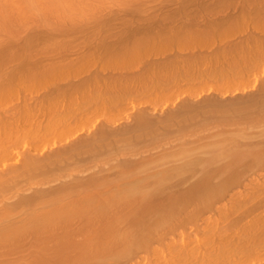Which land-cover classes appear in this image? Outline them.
I'll use <instances>...</instances> for the list:
<instances>
[{
	"label": "bare ground",
	"instance_id": "obj_1",
	"mask_svg": "<svg viewBox=\"0 0 264 264\" xmlns=\"http://www.w3.org/2000/svg\"><path fill=\"white\" fill-rule=\"evenodd\" d=\"M137 1L0 0V29L4 31L7 37L5 30L8 32L9 25L14 24V22H19V25L21 20L26 21L27 18H24L28 16L34 18L35 12L34 16L39 17L40 23H47V20L50 21V16V18L54 16L63 19L73 26H76L79 22H84L88 17H93V20L98 22L100 19H97L96 15L94 16L93 14L94 12L90 11V4H98L100 6L104 3L107 5V3L114 2L113 4L116 3L115 6L117 4L131 6L132 3L136 6L138 2L142 3V0ZM149 1L153 2V0H144L142 4L145 5ZM162 1H165L166 4L177 5L176 8L181 6L182 9H180L181 11L173 12L174 10L176 11L175 8L169 11L170 14L168 16L162 14V18L161 16L158 19L156 17L159 21L155 18L152 19L153 17L151 19H148L149 17L145 20L142 19L138 21L141 22L139 25L127 29L124 35L100 37L99 41L94 43L95 46L91 53L93 56L90 57V66H88L90 68H82L77 65L85 54H75L73 58L63 55L59 59H54V55L58 54L57 48L60 46L58 42H55V39L52 40L55 35H49L47 38L45 36L40 41H36V44H39V53L37 54L43 56L42 61L38 60L40 59L39 57L38 59L34 57L36 55L32 54L33 52H31L30 48H28L30 51H27L31 53H26V51V54H22L24 52L21 50L24 51L27 46L30 47L32 45V42L27 43L28 39L26 41L27 46L22 44L19 46L21 50L20 48L18 49L21 53L16 52V48L14 49L16 53L13 52L15 55L11 56L9 54H12L11 49L15 48L12 47L14 41L12 42L10 39H8L9 42L6 41L7 43L1 41L5 44L0 43V70L7 67L0 72V264H117L121 261L122 264L126 262L127 256H129L126 259L127 264H131L129 263L130 261L132 264H138L139 262L145 264L146 262L142 260L147 261V259L148 263L153 264L154 261L157 263L158 258L162 260H159L160 262L157 264H180L176 263L177 258H179L177 255L184 259L183 264H264L263 246L256 244L258 241H264V216L261 217L260 214H257L255 219L251 218L248 223L245 222L241 225L237 223L236 219L235 222L230 220L227 223L228 225L225 224L227 226V228L225 227L226 230L219 229L221 225H218L220 226H217L218 228L215 225L216 229L212 228L215 231L210 230V232L214 233L211 232L212 234H209L208 232L209 238L206 237V239L209 240L204 239L205 237L202 238L203 240H197H200L201 244L199 242V244L195 243L194 239V243L191 242L192 240H190V244H188L189 242H182L188 237L185 236L186 232L184 230L182 234L184 238L182 239L181 237L182 244L180 242L182 225L179 226L181 230L178 229L180 235L176 233L177 231L175 232L179 238L175 233H172V236L177 238L174 241L172 240L174 237L171 236L172 238L170 239V237L165 236L167 232L162 231V233L160 232L161 236L155 238V242H153V236L151 235L156 234L158 229L151 223V212L164 209L170 203L179 204L194 198L193 194L200 188V181L203 184L204 182H211L210 179H214V177L216 178L219 175L214 170L207 172L205 170L203 176L197 179L198 172H194L196 168L204 167V169H210L216 164L217 157L219 160L222 157L223 161L218 162V160L217 162L220 165L219 168L222 169L221 165L225 166L227 175L225 176L228 177V174L231 173V166L235 164L233 162H238L235 165H240L242 163L239 162H245L247 155L253 157L251 156L252 154H258L255 156L258 157V160L260 159L259 153L254 152V149L244 147V150H242L241 146V148H238L239 145L235 142H237L238 137L242 138L240 134L242 130L240 131V128L239 130L236 128L240 126L234 128L239 131V134L235 132L236 135L232 139H230L232 133L229 132V138L228 136H226L227 138H220L221 140L216 144L214 143L216 140H206L215 144V148L213 146L212 148L209 143L204 146L203 142H200L208 139L207 136H205L207 137L205 139L200 136L199 138L197 136L199 132H195L196 129L195 131L194 129L193 131L191 130L192 126L190 125H192L194 120L190 119L192 122L188 124V122H184L186 120H184V117L187 118L200 113L204 114L209 106L211 109L215 106L217 110L225 108L222 107L224 105H218L219 101H215L216 99L208 98L210 92L204 89V85L208 83L209 85L207 84V86L210 87V85H213L212 82L217 84L219 81H222L225 85L226 82L231 81L234 77L228 76L227 71L233 67L234 60L244 62V54L242 52L248 49L264 51V35L226 37L223 42L217 45V48L208 51H206L208 46L201 44L187 52L175 49L141 55L142 51L140 49H148L151 47L149 46L150 43L155 44L156 40L154 39H159L158 34L160 33L171 32L181 35L183 32L179 31L183 30L186 33L187 27L190 26L196 27L202 32L210 31L213 27L226 21L227 18L235 17L237 13L241 12V9L232 7L233 9H231L234 12L227 13L223 17L224 19L219 22H195L188 21L186 18H196V15L205 9L207 5L218 2H224L225 5H229L240 3V0H161V2L158 0L160 5H162ZM188 9L190 10L188 11ZM136 10L138 11L137 7ZM31 18L28 19L31 20ZM167 18L171 20L169 24H159L163 20H168ZM176 18L187 20L186 25L180 20H175ZM35 20H28V22L37 25L38 19L36 20L37 23L33 22ZM62 21H58V24L54 23V26L58 28V25L61 24L59 22ZM150 21L153 24L156 21L158 25L155 24L153 26ZM28 22L26 21V23ZM45 25L47 26L46 28H49V25ZM97 25H101L100 22ZM14 26H11V29ZM22 26L18 28L20 31L22 29L25 31L28 27L26 24V28L24 26L22 28ZM13 30H11V35L15 37L13 33H18V30ZM54 31L56 32V30ZM85 31L87 30L85 29ZM2 32L1 34H3ZM98 32H101L100 29ZM151 32H154V34H151ZM187 34L190 36L195 35L194 32ZM32 36L35 37L31 34L30 41L34 40ZM50 36L53 38L49 39ZM6 37L3 38L7 39ZM0 39L2 38L0 37ZM24 41L25 39H23ZM36 44L33 45L32 50ZM134 57L138 58L136 63H128ZM178 69L183 72L182 76L177 75L178 83L175 82L168 88L173 90L170 94L171 99L176 94L180 96L178 103L173 105H171V102L166 103L168 110L163 112L164 114L166 113V116L163 119L161 117L159 119V115H157L159 109L148 101L151 94L147 96L142 94L149 87L167 83L168 79H165ZM173 77L176 78V76ZM261 77H258V80ZM209 80L212 82L210 83ZM260 83L261 88H259L260 93L258 96L259 99H264V80ZM183 86H187V88L184 90L180 89ZM246 87L248 85H236L231 89L222 91L221 95H224V92H228L222 99L230 95L231 99L233 95L243 92ZM176 91H184L185 93H177ZM204 95L208 98V104L198 106L199 104H196L198 101L196 102L197 99L194 98L204 97ZM110 97H112L110 105L105 108L100 107L101 101ZM144 97L145 100H142ZM205 97L203 98L204 101ZM154 98L157 99L158 96L155 95ZM243 98L246 99L247 96ZM209 99L212 101L214 99L213 103L217 105L212 104ZM222 99L220 100L222 101ZM84 100L91 102V105L85 108ZM237 103L239 105L242 104V102ZM237 103H235V106ZM235 106L228 105L227 108L233 107L234 109ZM251 108L254 107L252 106ZM102 109L106 110L107 119L99 122L96 112ZM256 112L258 111L256 110ZM256 112L255 114H257ZM247 115L243 117L252 116L249 114L250 116L247 117ZM125 118L127 121H125ZM220 118L224 119L225 116ZM252 118L254 117L252 116ZM232 119L230 117L228 122H231ZM239 120L241 121V119ZM174 125L175 127L172 130L171 127ZM194 125L197 124H193V128ZM242 126L244 125L241 123ZM230 128L231 126L228 128L229 131L231 130ZM256 132L254 130V133ZM263 132L261 133L263 134ZM192 134L198 137L196 138L199 140L197 143H201L203 146L197 143L194 146V142L197 141L195 139L196 136H194V142L192 141L193 138L190 139V144L186 142L190 136H193ZM253 136L255 137V135ZM253 136L249 138L253 139ZM209 138L211 139L210 136ZM226 139H229L227 141H231V143L224 144ZM245 140H248V138ZM175 142L180 143L176 144ZM172 143L176 144V146ZM186 143L189 145H185ZM191 144L192 146H190ZM243 144L245 143L243 142ZM165 145L168 147H165ZM201 147L203 149L204 147H210L209 149L215 150L216 159L214 157V160H212L214 154L212 155L211 153L210 155L212 156L210 158H205L206 161L210 162H202L203 160H198L201 162H197L194 155L191 157V154H195L193 152L199 149L201 152L203 150H201ZM230 150L231 153H228ZM206 151L208 153V150ZM205 152L200 154L205 155ZM233 152L234 154H232ZM235 152L238 155L233 158ZM208 154L206 155L208 156ZM226 155H230L232 158L224 157ZM204 157L202 158L204 159ZM223 157L224 159L228 158L226 162H224ZM261 158L263 159L264 156H261ZM228 167H230V171H227ZM234 167L232 166V168ZM219 168L218 170H220ZM225 168L222 170L225 171ZM180 172H183L184 175L187 174L189 177L187 178L186 175L187 179L183 181L184 183L188 181L187 188L182 187L186 186L183 182L181 185L177 184V189L175 188L178 193L182 189H186L182 199L181 195L180 199H178L181 193L178 194L175 190H173L174 193L172 194L168 193L171 197H164L162 193L165 184H168L169 178L175 177ZM159 173H163L162 177H159ZM195 173L197 176H195ZM224 174L223 176L220 174L223 179H225ZM173 178L171 179V184L175 180ZM179 180L181 181L182 178H179ZM261 201L264 204V200ZM256 205L258 206H255L256 208L254 207L253 211L261 207L259 202ZM198 217H196L197 221H202V223L207 219H202L201 216V218ZM189 218H187L186 222L188 220L191 222V218L192 221L197 222L193 216ZM150 238L152 239L151 241ZM166 238L168 239L166 240ZM151 242L153 243L152 246L154 243L160 244L161 250L164 249L163 252L159 250L157 245L153 246L154 248L152 246L149 247ZM175 242L176 245L174 244ZM161 243L166 246H162ZM167 243L169 244L167 245ZM184 244L186 248L189 246L188 249L183 246ZM240 244H247L248 247L242 250H240L241 248L238 249L240 252H237L238 250L236 252L239 253V256L235 257V259L231 261L224 260L226 262L214 261L220 256L234 252ZM170 245L173 246V251ZM177 245L180 248L182 246L178 250L180 249L185 253L184 257L182 252L181 255L175 248ZM190 245L195 247L200 245L199 248H201L197 249L194 246L190 247ZM138 246L141 248L139 249ZM164 247H168L167 250ZM149 248L152 251L150 252L151 255L158 253L156 260H154L156 257L154 255L156 254L150 260ZM140 254H143V256H140ZM121 255L123 256L121 257ZM145 255L146 258H149L145 259ZM137 256L139 260L136 258ZM130 257L136 258L137 262L134 258L131 260ZM128 260L130 261L128 262Z\"/></svg>",
	"mask_w": 264,
	"mask_h": 264
},
{
	"label": "rangeland",
	"instance_id": "obj_2",
	"mask_svg": "<svg viewBox=\"0 0 264 264\" xmlns=\"http://www.w3.org/2000/svg\"><path fill=\"white\" fill-rule=\"evenodd\" d=\"M159 1L161 2V0H159ZM203 1H205V0H203ZM143 2H144V0H142V3ZM156 2H158V0L157 1L153 0V2H150L149 1V3L148 2L146 3L148 5H146V4L144 5L141 2H138L139 4L137 3L136 6L133 3H132L133 5L131 4V6L130 5L129 6H126V5H123V4H121V5L120 4H117L116 5L117 8L115 6L116 3L113 4L114 2L113 3H107V5H106V3H104L106 5V7H105L104 4L103 5H100V6L98 4H90V6L88 5L89 8H90V11H93L94 12L93 13L94 16L96 15L95 17H97V19H100V21L95 22L93 20V17L92 18L91 17H88L89 20L86 19L84 22L83 21L82 22H79V23L76 24V26H73L70 23L65 22L63 19H60V18L54 17V16H52V18H50L51 17L50 16L49 17L50 21L47 20V23H42V22L40 23L39 17H37V16L35 17L34 16L35 13H36L35 12L34 15H33L34 18H31V16H28V17H25L24 19L27 18L26 19L27 22H28V20L29 21H32V19H34V20L35 19L36 20L38 19V24L37 25H35V23H32V22L26 23L25 20L24 21L21 20V22H20L21 25L20 24L18 25L19 22H14V24L9 25L10 27L8 26V29H7L8 32L5 30V32L7 34V37L4 34V31L2 30L3 31L2 32L1 29H0V37L2 38V39H0V43H2L3 41L5 43H7V42H9L8 39H10V41H12V42L14 41L12 47H15V48H13V50L17 48V51L16 50L13 51L11 49V51H12L11 53L12 54H9L11 56V55H15V54H13V52L14 53L20 52L21 48L19 46H21V44L22 45H26V41L28 39L29 42L27 41V43L32 42L31 43L32 45L30 47H28L26 45L27 46V47L25 46L26 49L22 48V49H24V51L21 50L22 52H24L22 54H26V53H28L31 50V52H33L32 54L36 55L34 57L36 59H38V57H39L40 59H38V60H41L42 61L43 60V56L41 54H37V53H39V44H36V43L38 41H40L42 37H45L46 36V38H47L49 35H55L54 38L51 37V36H50L51 38L49 37V39H52V38H53L52 40L55 39L56 40L55 42H58V44L60 45L57 48L58 49V54L57 55H54V59H59L63 55L64 56H67L69 58H73L75 56V54H85V56L83 55L84 57L82 58V60L79 63H77V65L80 66V67H82V68H87L88 66H90V59H91L90 57L93 56V54H91V53H92L93 47L95 46L94 43L97 42V41H99V38L100 37H103V36H111V35H124L125 32L127 31V29H129L131 27H135V26L139 25V23H141V22H138V21H140L142 19L145 20L148 17H149L148 19H151L152 17H153L152 19H154V18L156 19V17L158 19V18H160V16L162 14L164 16H165V14H166V16H168V14H170L169 11L170 10L172 11L177 6V5H172V4L170 5V4L167 3L169 5L168 6L165 3V1H162V5H160L159 2L158 3H156ZM163 4H166V5H163ZM110 5H112V6H110ZM108 6H110V7H108ZM136 7L138 8V11L136 10ZM232 7H235L237 9H241V12L240 13H237L235 15V17L227 18L226 21L220 23L218 26L213 27V29H211L210 31L202 32L198 28L191 27L190 26V27H187L186 33H185V31L180 30L179 32H183L181 35L173 34L171 32L160 33V34H158L159 35V39H154V40H156V43L155 44H151L150 43L149 46H151V47H149L148 49L141 48L140 50L142 52L140 54L142 55L144 53H156V52L167 51V50H175V49L176 50H179V51H182V52H187V51H190L194 47H196L198 45H201V44L207 45L208 48L206 49V51H208L210 49L217 48V45L220 44L221 42H223V40L226 37H230V36H246V35H250V36H253V35H258V36L264 35V0H240V3H232V4H229V5H225L224 2H218V3L212 4V5H207L205 7V9H203L202 11L199 12V14L196 15V18H191V19L186 18V19L188 21H195V22H199V21L219 22V21H221V20L224 19L223 17L225 15H227V13H229V12L230 13H233L234 12V10H232L233 9ZM142 8H143V10H142ZM147 8H149V10H147ZM151 8H152V10H151ZM118 9H120V10H118ZM180 9H182L181 6L180 7H177L176 8V11L174 10L173 12L181 11ZM189 10L190 9H188V11ZM173 12H171V13H173ZM99 16H100V18H98ZM28 18H31V20L28 19ZM55 18H57V19H55ZM107 18H109V19H107ZM161 18H162V16H161ZM112 19H113V22H112ZM36 20L33 21V22H36L37 23ZM175 20H180L185 25H186V22H187V20H185L184 18H182V19H177L176 18ZM58 21H62V22H59L61 24L58 25V28H57V27L54 26V23L55 24H58ZM157 21H159V20H157ZM170 21H171L170 19L163 20V21L159 22V24H163V25L164 24H169ZM99 22H100L101 25H97V23L99 24ZM88 23H89V25H87ZM103 23H104V25H103ZM143 23H145V22H143ZM154 23L157 24L158 22L156 23V21H155ZM16 24H17V27L15 28ZM22 24H23L24 28H26L27 25H28V27L26 28L27 30L25 29V31H24V29H22L23 31L21 30L22 31L21 32L18 28L20 26H22ZM25 24H26V26H25ZM45 24L49 25L48 26L49 28H46L47 26ZM150 24H152L153 26L155 25V24H153L152 21H150ZM13 25H15V26L12 27V29H11V26H13ZM33 25H34V27H33ZM61 25H62L63 28L61 27ZM23 26H22V28H23ZM29 27H31V28H29ZM28 28H29V31H28ZM13 29H17L18 30V33H15V32L13 33V35H15L16 38L11 35L12 34L11 30H13ZM31 29H33V30H31ZM46 29H48L50 31V33ZM76 29H77L78 32L76 31ZM85 29L87 31H85ZM99 29H100L101 32H98ZM17 30H15V31H17ZM37 30H39L40 32L37 31ZM54 30H56V32ZM60 30H62L63 32L60 31ZM27 31H28V33H27ZM44 31H45V33H43ZM1 32L3 34H1ZM30 32H31L32 35L35 36V37L32 36V39L34 38V40H32V41H30L31 40V34H30ZM36 32H38V34H36ZM193 32L195 33V35H193V36H190V35L187 34V33H193ZM8 34H9V36H8ZM21 34H22V36H21ZM151 34H154V32H151ZM2 35H4V36H2ZM40 35H42V36H40ZM23 36H24V38H23ZM3 37H6L7 39H5ZM9 37H11L12 39L9 38ZM17 38H18V40H17ZM23 39H25L24 42H23ZM15 40L18 41V42L16 43ZM91 42H93V43L91 44ZM5 43H2V44H5ZM35 44H36V46H34V49L32 50L33 45H35ZM18 48H20V50ZM28 48H30V50ZM27 50H29V51H27ZM31 52H29V53H31ZM242 53L244 54L243 55L244 57L242 56L244 62H238V61L234 60L235 63L233 64V67H231L230 70L227 71V73L229 75L226 73V71L223 70L228 76L231 75V77H234L231 81H229L228 83L226 82L225 85L222 83V81H219V83H217V84L211 81L213 83V85H210V87L207 86L208 83L204 85L205 86L204 89H207V92H210V94H209L210 97L208 96V98H211V99L214 98V99H216L215 101H219V103H221V104L218 103V105H220V106L224 105L222 107H225V108H223V109L222 108H219L217 110V107L215 108V106H214L215 109L214 108L211 109V107L209 106L207 108V112H204V114H201V113L200 114H196V115L194 114V115H191V116L187 117L188 119L186 117H184V120L186 119L184 122L185 123L188 122V124H190L192 122L191 120H194L193 123H192V125H190V126H192L191 127L192 129L191 130L193 131V129H194V131H195V129H196L195 132H199V134L197 133L198 134L197 135L198 137L200 136L203 139H205V138L208 137V139H205V140L202 139L203 141H200V142H203V145L204 146L205 145L207 146V143H209L208 141H210V140H212V141L216 140L214 142L216 144L217 142H219L221 140L220 138H224V137L227 138L226 136H228V138L231 136L230 139H232L233 136L236 135L235 132H237V134H239L238 133L239 132L238 130L240 128V131L242 130L241 133H240L242 135L241 136L242 138L238 137V140H236L237 142H235V143H237L239 145V146L237 145L238 148H241L242 147L243 148L242 150H244V147H249L251 149H254L255 150L254 152L259 153L260 159L258 160V157L255 156V155H258V154H255L254 153L255 155H253V154L251 155V156L254 157L255 161H254L253 157H249V155L246 154L248 157H246V155H245V157H246L245 158V162L244 161L239 162V163H242L240 165L239 164L238 165H235L238 162H233V163H235L234 164L235 167H234V165H232L234 168H232V166H231V171H230V167H228L227 171H230L231 173H229L228 174V177H226L227 175H226V168H225V166L223 165L224 168H225V171H223L224 168H223L222 165H221V167H222L223 170L221 168H219L220 165H219L218 162L223 161L222 160V157L219 160V158L216 156L217 155L216 154V151L212 149L215 146V144L212 141L209 143L210 145L208 144L210 147L213 146L211 149H209L210 147L209 148L204 147V149H205L204 150L201 147V150L203 149L202 150L203 152H205L206 150H208V153H209V151H210L209 154L206 153L207 151L205 152L206 154H208V156L206 154L205 155L200 154V153H203L202 151L201 152L199 151L200 149L197 150L196 152H193L195 154H191V157L194 155L195 160H197V162H201V161H198V160H203L202 162H210V161H206L205 158H207V157L210 158L213 154H214V156H212V160H214V157H215V159L217 157L216 164L212 166L213 168L211 167L212 170H211V168L210 169L209 168L204 169V167H200V168L198 167L199 169L196 168V170H194V172L195 171L198 172L197 173L198 176L195 173L196 174L195 176L198 177L197 179H200L203 176L205 170H206V172L207 171H213L214 170V172L219 173V175L221 174L222 176L225 173L224 174L225 179H223V177L221 175H220L221 177L219 175H217L216 178L214 177V179L213 178L210 179L211 182L210 181L207 182V183L204 182V184H203V182L200 181L199 182L200 188H199V190L196 193L193 194L194 198H192V199H190L188 201H185L183 203H179V204L178 203H175V202L174 203H170L164 209L162 208V209L155 210V211L151 212V216H152V217L150 216V218L152 219L151 223L158 229V231H157L156 234H152L151 235V236H153V242H155V238L161 236L160 234L162 233V231L167 232V234H165V236L166 237H170V239H171L172 237H174V236H172V233H175L176 231H177L176 233H178L179 232L178 229L181 230V227H183V229L180 231V233H181L180 242L182 241L181 240V237H182V239L184 238V236L182 235L183 234V230H184L186 233L187 232H189V233H187V234L185 233V236H188V237H186L187 239L186 240L184 239V241H182V242H189L188 244H190V240H192L191 242L194 243L193 242V239H194L195 243L199 244L200 243L199 242L200 240L199 241H197V240L198 239H202L204 237H205L204 239H206V237H208V232L210 234L212 232V231L210 232V230H213L214 228L216 229V227L218 225H221V228H219V229L226 230L225 227L227 228V226H225V224L228 225L227 223L230 220H231V222H233L232 220H234V222H235V219H236V221H238L237 223H239V225H241V224H243L245 222L248 223V220L251 219V218L255 219V217H256L257 214H260L261 217L264 216V204L262 203L263 201H261V200H264V158L263 159L261 158V156H264V153H263L264 152L263 151V149H264V144H263L264 143V132H263L264 131V126H263L264 125V113H263L264 112L263 111L264 110V107H263L264 106V104H263L264 101L263 100L264 99L262 97H260L262 99H259V96H258L259 93H260V89L259 88H261V85H260L261 83L260 82H262L264 80L263 79L264 78V51H261L259 49H248V50L243 51ZM137 60H138V58L134 57L128 63L134 64V63H136ZM6 67L4 69H6ZM88 68H90V67H88ZM4 69L0 70V72L1 71H4ZM182 74H183V72L180 69H178L175 73L170 74V76H168L165 79V80L168 79V82L167 83H164V84H161V85H154L152 87H149V88H147L145 90L146 92H144L142 94V95H146V96L149 95V94H151V97L148 98L149 103H151L152 105H156V107L159 109V112H157L158 113L157 115H159V117L158 116H155V117H158L159 119H160V117H161V119L165 118L166 113L164 114L163 112L168 110L167 109L168 106H166V103H170L171 102L172 103L171 105L178 103V99H179L180 96H178V94H176V96L173 99H171L170 94H171V91H173V90H170L168 88L170 86H172L175 82H177L178 76H182ZM258 75H260V76L263 77V78L261 77L262 78L261 81H260L261 78H259V80H258V77H260ZM173 76H176V78L173 77ZM245 76H246V78H245ZM256 79H257V81H256ZM209 82H210V80H209ZM181 85H183V84H181ZM236 85H248V87H246L247 90L244 89L245 91L243 90V92H241L239 94L233 95L231 97V99H230V96L231 95L230 96H227V97L225 96V98L222 99L223 96L226 95V93H228V92H226V93L224 92L223 93L224 95H221L222 94V91H225L227 89H231L232 87H234ZM211 87H212V89H211ZM186 88H187V86H183L182 88L180 87V89H182V90H184ZM191 90L193 91V89H191ZM220 91H221V93H220ZM180 92H183V94L185 93L184 91H179L177 93H180ZM242 93H244V94H242ZM155 95L158 96L157 99L154 98ZM205 96L206 95H204V97ZM246 96H247L246 99L243 98V97H246ZM204 97L201 96V97H195L194 98V99H197L196 102L197 101L198 102L196 104L197 105L199 104L198 106H200V105L202 106L204 104L205 105L208 104L207 103V99H208L207 96L205 97V101L203 99ZM241 97H242V99H241ZM219 98L222 99V101ZM232 98H233V100H232ZM252 98H253V100H251ZM211 99H209V100H211ZM214 99H213V101H214ZM228 99H230V100H228ZM111 100H112V97L106 98V99L102 100L101 101V104H100L101 105L100 107H104V108L107 107L108 105H110V101ZM142 100H145V97L142 98ZM246 100H248V101H246ZM257 100H258V103H257ZM213 101H212V104H216V103H213ZM249 101H251V102H249ZM237 102H239V103L242 102V104H240L241 106ZM245 102H246L247 105L245 104ZM84 103L86 105L85 108L88 107L89 105H91V102H88L87 100H84ZM235 103H237L236 106H235ZM228 105H231V106L234 105L235 106V108H234L235 110L233 109V107L227 108ZM254 105H256V106H254ZM252 106L255 109L254 108H251ZM243 107H245V108H243ZM248 107H249V109H247ZM103 109L96 112L97 113V119L100 120L99 122H102L103 119H107V115H105L106 110H103ZM213 110L214 111L217 110V111L214 112ZM256 110L258 112H256ZM234 111H236V112H234ZM217 112H218V114H217ZM241 112L244 113V114H242ZM255 112L257 114L261 113L263 116L261 114L257 115V114H255ZM207 113H209V114L207 115ZM245 113H247L248 115L245 114ZM249 114L252 115L254 118H252V116H250ZM162 115H164V116H162ZM209 115H210V118H209ZM229 115H230L231 119L235 117L234 119L231 120V122H228V121H230L229 120L230 117H228ZM240 115H242V117H240ZM245 115H247V117L248 116H250V117L244 118V117H246ZM219 116L220 117L225 116V118L223 119V118H220ZM237 117L238 118L240 117L239 119H241V121ZM126 118H125V121H127ZM227 118H229V119H227ZM197 120H199V121H197ZM249 121L253 125H251ZM224 122H225V124H224ZM205 123H206V126H205ZM241 123L244 126L241 127ZM193 124H197V125H194V128H193ZM230 126H231V128H230L231 130L229 131L228 128ZM237 126H240V127L236 128L238 130L234 129ZM258 126H259V128H258ZM173 127H175V125L171 127L172 130H173ZM206 127L209 128V129H211V130H209V129L207 130ZM210 127H212V128H210ZM214 127H217V128H214ZM221 127H222V129H221ZM223 128H224V130H223ZM261 128H263V129L261 130ZM219 129L221 130V132H220ZM244 129H245V131H244ZM216 130H217V132H216ZM254 130L257 131V132L254 133ZM250 131H252V132L249 133ZM258 131H260V132H258ZM223 132H224V134H223ZM229 132L232 133V135H230ZM243 132H246V133H243ZM261 132H263V134ZM221 134H222V136H221ZM250 134L252 136L255 135V137L253 136V139H250V138H252V136ZM208 135L211 137V139L209 138ZM212 135L213 136L215 135L216 137L214 136V138H213ZM172 136H176V135H172ZM194 136H196V135L194 134L193 136H190L189 137V140L187 139L186 142L189 143L190 139H192V138H193L192 141L194 142L195 139L198 138L196 136L195 139H194ZM205 136H207V137H205ZM257 136H258V139H257ZM260 136H261L262 139L260 138ZM247 138H248V140H245ZM171 139H173V138H171ZM217 139H219V140L217 141ZM243 139H244V141H243ZM206 140H208V141H206ZM227 140H229V139H226V141H224L225 142L224 144H226V143L227 144H230L231 143V141H227ZM198 141L199 140L195 141L194 142L195 145L194 144L193 145L196 146V143ZM242 141L245 144H243ZM241 142H242V144H241ZM178 143H180V142H177L176 144H178ZM211 143H213V144H211ZM172 144L176 146V144H174V143H172ZM189 144L186 143L185 145H189ZM197 144L202 145L201 143H197ZM244 145H246V146H244ZM190 146H192V144ZM165 147H168V146L165 145ZM256 147H258V148H256ZM246 149L249 150L248 148H246ZM260 149H262V150L260 151ZM198 152H200V153H198ZM260 152H261L262 155L260 154ZM196 153L198 154V156H196L197 155ZM211 153H212V155H210ZM228 153H231V150ZM236 153L237 152H235V155L233 156V158L238 155V153L237 154ZM232 154H234V152ZM232 154H231V156H232ZM204 156H206V157H204ZM231 156L230 155H228V156L226 155L224 157H229L230 158ZM196 157H199L200 159L199 158H196ZM202 157H204L205 161H204V159ZM224 157H223V159H224ZM227 159L228 158H225L224 159L225 160L224 162H226ZM243 159H244V157H243ZM209 160H211V159H209ZM212 160H211V162H212ZM262 160H263V162H262ZM217 163H218V165H217ZM220 164H223V163H220ZM218 168L220 170H218ZM220 171H222L224 173L222 174V172H220ZM180 173H177L178 175H175V177L173 176L174 178L172 177L173 179H175L174 181L172 180L173 181L172 184H171V179L172 178H169L170 181H168V179H167L168 184H165L164 189H163V193H162L164 195V197L165 196H166V198L169 197L170 194L174 193L173 190H175V188L177 189V184H180L181 185V184L184 183L183 181H186V179L189 178L187 174H186L187 175V178H186V175H184L183 172H180ZM159 174H158V176H159ZM162 174L163 173H161L159 177H162ZM183 176L185 177V179H184ZM179 178H182V180L180 181ZM221 178H222V180H221ZM251 179H253V180H251ZM184 184H186V186L184 185L182 187H184V188L186 187L187 188V186H188L189 183L187 181V183H184ZM174 185H176V186H174ZM166 189H168V190H166ZM185 190L182 189V191L179 192L181 194H179L175 190V192L179 194L178 199H180V195H181V199H182V196H183V193L185 192ZM168 193H170V194H168ZM166 194H168V195H166ZM176 196H178V195H176ZM161 197H163V196H161ZM258 202H259V204H260L261 207H259L257 210H254L253 211L252 209L255 206H258V205H256ZM181 206H184V207H181ZM190 216L191 217L193 216L194 219H196V217H198V216L199 217L201 216L202 219H206V218L207 219L204 222L205 224L202 223V221H197V219H196L197 222H195L194 220L192 221V218H191V222H189V220H188V222H186L187 221V218H189ZM184 219H185V221H184ZM202 224H204V225H202ZM180 225H182V226L179 228ZM215 225H216V227H215ZM218 227H220V226H218ZM213 231H215V230H213ZM228 232H230V231H228ZM176 233H175V235L177 236ZM212 233H214V232H212ZM178 235H180V234L178 233ZM167 239L168 238H166V240ZM174 239H177V238L174 237L172 240L174 241ZM243 239H245V238H243ZM151 240L152 239L150 238V241ZM206 240H209V239H206ZM175 241L178 243L177 240H175ZM176 242L174 243L175 245H176ZM157 243H160V242H157ZM164 243H165V241H164ZM152 244L153 243L151 242V245H149V247H151ZM168 244L169 243H167V245ZM174 244H173V246H175ZM197 244H196V246H197ZM256 244L263 246L262 249L264 251V241H258ZM155 245H157V244L154 243L153 246L155 247ZM163 245H165V244H162V246ZM191 245H190V247H193L195 244L193 246H191ZM157 246L159 247V250H161V248H160L161 245L159 244ZM173 246H171V250L172 251H173V249H172ZM183 246H185V244ZM199 246L200 245H198V247H195V246L194 247L197 248V249H200L201 247L199 248ZM188 247L186 248V246H185L186 249H188ZM246 247H248L247 244H240L239 246H237V248L235 249L234 252L227 253L224 256H220L217 259H215L214 261H216V262L217 261H224V260L231 261V260L235 259V257L239 256V253H237V252H240V250H242L243 248H246ZM138 248L140 249L141 247L138 246ZM138 248H137V250H138ZM167 248H165V250H167ZM175 248H177V251H179V253L181 254L182 251L180 249L182 248V246L180 248L179 245H177V247H175ZM178 248H180V249L178 250ZM149 249L150 250H149L148 254L150 256V260H151V257H154V256H156L155 259H154V260H156V258L158 257L157 256L158 253H154L156 255H154V254L151 255V253H150V252H152L151 251V248H149ZM238 249H240V250H238ZM163 250H161V251L163 252ZM182 250L184 251V249H182ZM138 251H140V250H138ZM135 254H136V252H135ZM177 254H178V252H177ZM182 254H183V257H184V254L185 253L182 252ZM159 255H160V252H159ZM173 255H176V254H173ZM122 256L123 255H121V257ZM132 256H136V255H132ZM138 256L136 258L139 260ZM140 256H143V254L142 255L140 254ZM263 256H264V254H263ZM119 257H120V255H119ZM127 257L129 258V256H127ZM177 257H179V258H177L176 263L183 264L184 263L183 262L184 259H182L179 255H177ZM128 258H126V259H128ZM132 258H134V257H132ZM132 258H131V260H132ZM136 258H134L135 261L137 260ZM147 258H149V257H147ZM147 258H146V255H145V259H147ZM126 259H125V261L127 262ZM158 259L159 260H162L160 258H158ZM159 260H157V263L160 262ZM120 261H121V259H120ZM129 261L130 260H128V262ZM142 261L143 262L145 261L146 263H148L147 262L148 259H147V261L146 260H142ZM226 261H224V262H226ZM121 262L120 263L118 262V263L121 264ZM126 262H124L122 264H125ZM129 263L132 264L131 261ZM133 263H134V261H133ZM155 263L156 262L154 261L153 264H155ZM138 264H141V262H139ZM148 264H150V262Z\"/></svg>",
	"mask_w": 264,
	"mask_h": 264
}]
</instances>
